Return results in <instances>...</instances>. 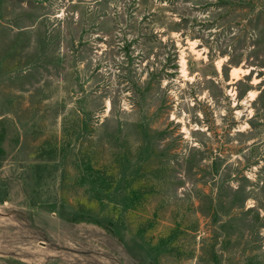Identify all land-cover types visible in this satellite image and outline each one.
<instances>
[{"label": "rangeland", "instance_id": "1", "mask_svg": "<svg viewBox=\"0 0 264 264\" xmlns=\"http://www.w3.org/2000/svg\"><path fill=\"white\" fill-rule=\"evenodd\" d=\"M0 264H264V0H0Z\"/></svg>", "mask_w": 264, "mask_h": 264}]
</instances>
